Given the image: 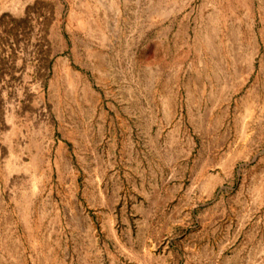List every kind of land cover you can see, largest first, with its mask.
<instances>
[{
	"label": "rangeland",
	"instance_id": "1",
	"mask_svg": "<svg viewBox=\"0 0 264 264\" xmlns=\"http://www.w3.org/2000/svg\"><path fill=\"white\" fill-rule=\"evenodd\" d=\"M0 264H264V0H0Z\"/></svg>",
	"mask_w": 264,
	"mask_h": 264
}]
</instances>
